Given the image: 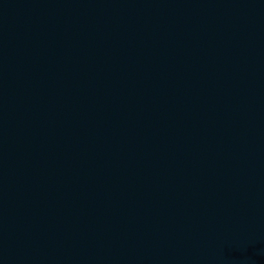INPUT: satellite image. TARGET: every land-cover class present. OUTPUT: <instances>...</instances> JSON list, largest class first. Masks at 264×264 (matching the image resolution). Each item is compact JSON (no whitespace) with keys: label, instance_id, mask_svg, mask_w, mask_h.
Instances as JSON below:
<instances>
[{"label":"water","instance_id":"water-1","mask_svg":"<svg viewBox=\"0 0 264 264\" xmlns=\"http://www.w3.org/2000/svg\"><path fill=\"white\" fill-rule=\"evenodd\" d=\"M0 264H264V0H0Z\"/></svg>","mask_w":264,"mask_h":264}]
</instances>
